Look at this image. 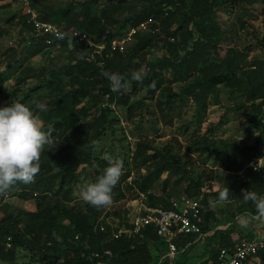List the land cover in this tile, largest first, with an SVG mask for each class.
<instances>
[{
	"label": "trees",
	"instance_id": "16d2710c",
	"mask_svg": "<svg viewBox=\"0 0 264 264\" xmlns=\"http://www.w3.org/2000/svg\"><path fill=\"white\" fill-rule=\"evenodd\" d=\"M94 1H77L79 8L65 18L66 28L74 27L83 30L92 37L91 33L93 34V29L97 26L95 15L91 9V4ZM174 1L176 0H146L138 9L131 12L129 25H134L149 15L158 14L160 12L159 6ZM178 1L181 3L186 1V10H181L180 21L174 22L169 16H161L158 30L155 28L156 31L140 36L134 33L136 40L128 51L103 49L100 54L90 57L88 55L89 48L83 40L68 36L62 38L48 36L49 41H45L47 34L45 36L44 34H36L35 37L30 36V40L24 47V54L28 55L34 54L51 44L60 47L69 44V53L73 61L66 66L65 70L72 76L71 81L75 85L71 84L66 87L58 75L52 76V79L41 78L36 86L47 85L48 90L34 91L30 94L25 92L23 97L19 99L34 114H39L43 120L41 125L44 131L51 128L52 137L58 144L51 151H48L47 146H45L41 153L40 171L34 182L29 184L17 182L5 193L0 194V204L4 201V197L9 194H17L34 200L33 209L19 208L16 212L5 211L0 216V261H13L15 248L20 245L30 248L37 246L42 249L44 244H50L57 249V245L61 244L63 249L60 251L57 249L54 257L42 264L53 262L91 264L93 261L90 262L84 258L83 253L90 249L100 250L104 247L109 248L111 252L110 256L103 255L101 257L107 264L176 263L175 259L173 263H169L164 258L158 259L165 252V246L150 225L142 227L137 234L131 236L121 234L116 238H110V226L104 222L102 211L105 214L111 212L103 210L104 208L97 210L85 203L81 197L78 201L70 204L67 201L72 197V184L75 182L79 168L96 159L92 155L91 142L98 140L107 120L105 112L108 107H103L97 114L89 117H85L86 109L95 104L99 100L98 96L104 93L106 100L124 104L127 109L136 105L135 101H128L127 91H111L110 83L102 75L103 72L119 73L131 81V72L143 69L147 75L142 82L132 81L131 90L134 91L137 84L142 85L150 95L153 94L164 78L168 81L181 80L180 92L191 94L198 102L199 109L204 108L206 94L216 83L235 80L234 69L243 58L242 50L227 47L220 59L215 61L207 59V45L212 44L213 46L210 39L214 29L208 17L211 16L215 7L222 0ZM239 1L249 3L252 0ZM62 9L65 11L67 8L62 7ZM21 15V22L30 29L31 25L24 18L25 13ZM38 18L45 19L44 16H38ZM155 37L162 38L164 51L152 59H147L143 55V48ZM169 37L172 39H168ZM163 69L166 70V75H163ZM33 74L35 73L25 67L18 73L15 80L20 81ZM91 74L92 76H90ZM252 74V77H248L241 83L237 81L239 84L236 85V88L244 92L245 100L250 101L249 106H252V109L258 113L256 118V123L259 126L258 137L264 140L260 123V118L264 117V108H262L264 106V66H260L255 71L252 70ZM169 94L172 93L169 91L166 96ZM84 97L85 101L81 102ZM256 97L259 98V101L253 106L252 100ZM34 102L44 105V109H38ZM61 136L64 137L61 138ZM211 148L215 152L213 159L218 171L232 172L242 166L244 172L243 176L236 182L230 177H225L227 179L222 180L219 189L201 191L198 200L202 204V208L203 204L218 198L219 192L226 187L230 192L229 198H239L243 194L242 190L254 191L261 195V192L264 191V171L255 172L244 166L246 160L255 155L252 151L253 145H230L226 147L224 142L221 145L213 144ZM156 154L159 156L158 158ZM140 159L141 161L148 160L151 166L144 173L131 179V183H125V186L133 187L137 192H147L152 180L163 170L178 172L181 175L188 172L185 165L178 162L176 158H172L169 151L164 147L153 150L151 153H141ZM99 164L94 163L93 165L92 163L88 172L91 183L96 182L97 178L103 174L104 168L107 167V163L104 161ZM127 173L128 170H125L120 178H124ZM220 175L223 176V173ZM201 184L198 179L190 180L184 186V190L187 193L197 194L200 192ZM122 194V190L116 184L112 196L117 197ZM50 197L54 198L53 201L49 199ZM148 198L150 202L145 201L147 204H167L164 199L158 200L149 193ZM246 203L249 207L239 211H244L251 216L257 215L255 205L251 201ZM202 216L201 228L203 229L206 227L205 218L208 216L204 209ZM62 218L66 220V223L60 221ZM99 221L105 224L102 230L98 229ZM118 222L122 221L119 220ZM20 223L23 224V227H20ZM261 227H264V223L261 224ZM249 233L248 231L242 236ZM187 237L190 238L189 235ZM204 238L201 253L206 252L209 257L214 256L218 247H230L237 240L233 236L232 222L214 228ZM183 241V238L178 239L176 243L179 244ZM67 251L70 252V255H67ZM257 255L260 259L259 264H264V246L257 251ZM204 262L205 259L201 260L199 264Z\"/></svg>",
	"mask_w": 264,
	"mask_h": 264
},
{
	"label": "rangeland",
	"instance_id": "374dc122",
	"mask_svg": "<svg viewBox=\"0 0 264 264\" xmlns=\"http://www.w3.org/2000/svg\"><path fill=\"white\" fill-rule=\"evenodd\" d=\"M77 1L80 0H0V107L10 105L14 99L20 101L25 92L30 94L34 91L48 90L47 85L36 86L41 78L52 79V76L58 75L66 87L75 85L71 81L72 76L65 70L73 61L69 53V44L61 47L51 44L34 54H24V47L30 36L35 37L36 33L21 22V14H24V5H28L37 17H45L38 19L66 28L65 18L79 8ZM145 1L95 0L91 4V9L97 26L94 27L93 34L91 33L92 37L88 35L104 41L112 36L117 38L124 36L123 50H130L136 40L134 33L126 37L132 26L129 25L131 12L138 9ZM62 7L67 9L63 11ZM159 7L160 12L147 16L142 21L143 25L139 26L135 23L138 30L135 33L140 36L156 31L155 28L158 30L161 16H169L174 22H179L181 10H186V1L181 3L176 0ZM208 18L214 28L210 39L213 46L207 45L209 61L220 59L227 47L240 49L244 53L242 60L234 69L235 80L218 82L209 89L203 109H199L198 102L191 94L180 92L181 80L162 79L152 95L145 90V87L137 84L134 91L131 89L127 91L128 101H135L136 104L129 109L124 104L106 100L105 93L100 94L99 100L89 106L85 114V117H89L97 114L103 107H108L105 112L107 120L97 140L100 143V150L92 149V155L96 159L84 164L82 168L78 166L79 170L72 184V197L67 201L68 204L78 201L82 186L91 183L88 172L92 163L100 165L102 161L106 162L103 159L105 153L123 162L122 173L128 170L127 175L120 178L117 183L123 194L112 196L111 205L103 209L111 213L105 214L102 211L104 218L110 223L125 221L136 209L138 202L143 204H147L145 201L150 202L148 193L158 200L162 198L165 201L180 193L199 197L201 191L219 189L222 180L227 179L225 177L232 178L234 182L238 181L243 176L242 166L232 172L218 171L213 159L215 155L211 148L213 144L221 145L225 142L226 147L251 144L254 154H263L264 157V140L258 137L259 126L256 123L258 113L249 106L250 101L245 100L244 92L236 88L237 84L252 77V70L264 66V0H252L249 3L222 0ZM143 51L147 59L163 53L162 38L155 37L150 40ZM25 67L35 74L16 81L15 77ZM162 72L166 75L165 69ZM169 91L172 94L166 96ZM83 101L85 97L81 99V102ZM258 101V97L253 99V106ZM34 116L41 124L43 123L38 113ZM162 147L169 151L172 158L182 162L188 172L181 175L178 172L163 170L152 180L148 193L137 192L133 187L125 186V183H131V179L144 173L151 166L148 160L141 161V153H151ZM156 157L159 156L156 154ZM221 173L223 176L220 175ZM193 179H198L202 183L197 194L187 193L184 190L188 181ZM242 197L243 194L239 198L228 197L224 202L216 198L211 200L215 202L214 206H210L209 202L203 204L204 212L208 215L205 218L206 227L202 229L204 234L192 241L190 250H185L186 252L188 250L190 258H186V254L184 257L183 254L177 256L181 260L180 264H199L202 255L206 253H201L204 236L213 227H221L232 222L233 236L237 239L246 232L261 227L262 223L255 219V215L251 216L239 211L247 207ZM49 199L53 201L54 198ZM19 208L33 209V198L17 194L6 195L0 204V216L5 211L16 212ZM244 220L248 221L247 228L241 226ZM60 221L66 223L63 218ZM19 225L23 227L22 223ZM15 249L14 260L0 261V264H42L51 260L57 249L60 251L63 248L61 244L57 245V249L50 244H44L42 249L37 246L30 248L21 245ZM67 255H70L69 251ZM176 260L179 262L177 258ZM51 264H60V262Z\"/></svg>",
	"mask_w": 264,
	"mask_h": 264
},
{
	"label": "built area",
	"instance_id": "2783aa9c",
	"mask_svg": "<svg viewBox=\"0 0 264 264\" xmlns=\"http://www.w3.org/2000/svg\"><path fill=\"white\" fill-rule=\"evenodd\" d=\"M25 21L31 25V29L36 34H44L45 41H49L48 36L53 38H62L64 36L74 37L77 40H83L89 48L88 55L93 57L95 54H100L103 49L107 51L119 50L122 51L123 41L125 37H109L106 41L102 39H93L88 33L77 28H62L50 21L38 19L35 12L24 5ZM143 20L139 21V26L143 25ZM136 24L130 26L126 37H130L135 33ZM168 39H172L169 37ZM100 63V61H98ZM261 129L264 133V118H260ZM263 157V154H255L250 156L244 166L249 167L255 172L264 171V159H261L258 170L254 168L258 160ZM264 195V191L261 192ZM202 204L198 197L180 193L170 197L166 205H150L138 202L136 209L122 222H108L105 218L104 222L110 226V238H116L121 234L131 236L137 234L142 227L150 225L154 233L161 239L165 246V252L159 256L167 259L169 263L174 262V255L178 248L176 240L184 236H192L198 238L204 234L201 223ZM100 219V218H99ZM104 223L99 221L98 229H104ZM7 244V243H6ZM264 246V227L255 228L248 235L241 236L233 242L230 247L220 246L217 248L213 257H209L203 264H259L260 259L257 251ZM103 255L110 256V249L107 247L90 249L83 253L84 258L93 261L91 264H107L101 257ZM177 264V263H174Z\"/></svg>",
	"mask_w": 264,
	"mask_h": 264
},
{
	"label": "clouds",
	"instance_id": "9594fccd",
	"mask_svg": "<svg viewBox=\"0 0 264 264\" xmlns=\"http://www.w3.org/2000/svg\"><path fill=\"white\" fill-rule=\"evenodd\" d=\"M102 75L109 81L110 89L113 92L128 91L132 87V81L142 82L147 75L143 69L131 72V81L125 76L105 71ZM36 103L40 110L44 105ZM58 143L52 137V129L44 131L41 123L35 118L30 108L18 100H13L10 105L0 107V194L5 193L17 182L29 184L34 182L40 171L41 153L47 146L48 151L53 150ZM94 151L100 150V143L97 140L91 142ZM103 159L107 162L103 174L96 182L88 183L80 189L81 199L100 210L110 206L112 203V191L118 183L122 171L123 162L105 153ZM254 166L259 169L258 164ZM245 202L251 201L255 205L256 217L264 223V195H258L254 191L242 190ZM228 187L219 192V201L224 202L229 197ZM214 206V201H209ZM242 227H248V221L244 220Z\"/></svg>",
	"mask_w": 264,
	"mask_h": 264
},
{
	"label": "crops",
	"instance_id": "0c3cea01",
	"mask_svg": "<svg viewBox=\"0 0 264 264\" xmlns=\"http://www.w3.org/2000/svg\"><path fill=\"white\" fill-rule=\"evenodd\" d=\"M255 215V217H256V214H254ZM253 215V216H254ZM215 227H213V228H211V230H209L208 231V233H210L213 229H214ZM251 231V230H250ZM207 233V234H208ZM187 236H184V237H182L183 239H184V241L182 242V243H179L178 244V248L179 249H177L176 250V252H175V255H174V259H175V261H176V263L177 264H180L181 262V260L177 257L178 255H180V254H183V257L185 256V254H186V258H190L191 256L190 255H188L189 253H188V250H190V248H191V246H192V241H194V240H196L197 238H194V237H192V236H190V238L189 237H187ZM181 238V239H182ZM199 238V237H198ZM186 249H188L187 250V252L185 251ZM185 251V252H184ZM184 252V253H183ZM176 258L179 260V262L176 260ZM207 258H209V256H207V253H205L204 255H202V257H201V260H206ZM200 260V261H201Z\"/></svg>",
	"mask_w": 264,
	"mask_h": 264
}]
</instances>
